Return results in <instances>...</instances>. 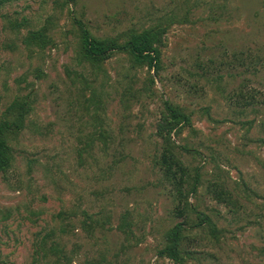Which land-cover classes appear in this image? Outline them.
<instances>
[{
    "label": "rangeland",
    "instance_id": "obj_1",
    "mask_svg": "<svg viewBox=\"0 0 264 264\" xmlns=\"http://www.w3.org/2000/svg\"><path fill=\"white\" fill-rule=\"evenodd\" d=\"M78 22L120 42L163 30L159 73L118 53L92 75ZM46 25L52 45H25ZM19 97L32 109L0 174V264H33L52 231L65 264H173L159 255L183 221L155 165L165 102L190 117L176 152L221 230L189 229L187 264H264V0H0V120ZM214 182L242 207L215 200Z\"/></svg>",
    "mask_w": 264,
    "mask_h": 264
},
{
    "label": "trees",
    "instance_id": "obj_2",
    "mask_svg": "<svg viewBox=\"0 0 264 264\" xmlns=\"http://www.w3.org/2000/svg\"><path fill=\"white\" fill-rule=\"evenodd\" d=\"M65 2L71 4L75 0H65ZM78 24L80 28L79 63L82 65L84 63L88 64L92 70V75L99 76L104 69V64L118 53L130 55L132 60L138 65H146L150 75L151 72L159 73L161 52L157 44L159 37L164 33L163 30H146L140 34H133L128 40L120 42L116 38L95 37L82 22H78ZM50 30V26L46 25L38 30L31 31L24 40L25 45L36 47L40 50L46 49L53 44L49 34ZM85 85L89 88L87 82ZM251 99L254 100L255 96ZM95 105H98V102H95ZM31 109L32 103L28 101V98L19 97L1 115L0 174L8 173L12 166L13 147L10 145L11 138L18 136L23 131ZM96 116L99 119L98 114ZM189 124L190 117L184 110L169 102L164 103V110L157 125V135L163 143L156 157L155 165L161 170L163 181L170 187V193L175 203L173 214L175 217L183 219V221L176 224L167 233L166 246L160 250L159 255L172 261L173 264H187L190 260H193V255L186 248V242L189 239L186 232L189 229L199 228L205 230L208 228L210 236L216 240H219L221 235V230L217 228L211 218L192 205L191 198L197 193L200 185L199 175L197 174L192 179L188 168L176 152L178 146L173 140V132L180 125L187 126ZM208 192L221 204L230 206L235 210H239L242 207L234 193L218 182L211 183L208 187ZM193 216L196 218L195 221ZM86 217L91 219L88 215ZM92 225L93 223L88 227H92ZM205 226L207 227L205 228ZM118 228L121 232L129 235L127 233L130 227L125 216L122 218L121 225ZM190 242H193L191 238ZM194 242H196V239H194ZM69 259L70 257L66 254L64 246H61L56 241L55 233L52 231L40 239L37 251L33 255L32 263L65 264Z\"/></svg>",
    "mask_w": 264,
    "mask_h": 264
}]
</instances>
